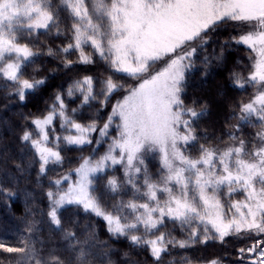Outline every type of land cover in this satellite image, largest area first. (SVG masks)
I'll use <instances>...</instances> for the list:
<instances>
[{
    "label": "snow or ice",
    "instance_id": "1",
    "mask_svg": "<svg viewBox=\"0 0 264 264\" xmlns=\"http://www.w3.org/2000/svg\"><path fill=\"white\" fill-rule=\"evenodd\" d=\"M234 52L237 95L210 130V103L190 82ZM49 88L43 109L21 113L27 164L11 165L35 170L47 207L26 200L22 226L0 230V264H114L80 216L153 264L230 242L181 262L264 264V0H0V93L26 106ZM0 195L16 193L0 184ZM45 224L59 243L46 244Z\"/></svg>",
    "mask_w": 264,
    "mask_h": 264
},
{
    "label": "trees",
    "instance_id": "2",
    "mask_svg": "<svg viewBox=\"0 0 264 264\" xmlns=\"http://www.w3.org/2000/svg\"><path fill=\"white\" fill-rule=\"evenodd\" d=\"M59 42L60 41H57V43ZM243 54V52L232 53L228 65L215 69V75L207 77L206 81L201 79L202 72L200 71H197L191 79L189 88L190 94L202 96L210 103L211 115L209 119L204 122V126L209 127L210 130V126L212 125L219 129L222 119L228 111V98L237 95V93L227 87L228 68L232 66V62L235 61L237 55ZM54 66V62H48L49 68ZM62 79L63 77H57L56 80L50 81V84H59ZM221 88L227 92V97L220 94L219 90ZM52 91L53 89L49 88L47 92L42 95L29 97L26 106H21L19 102L14 99L6 101L3 94L0 93V157L7 155L9 157L8 169L10 174L22 177L18 182H6L3 177L4 165L2 160H0V184L10 187L12 191L16 193V196L12 199L0 195V230H3L5 227L14 229L17 225L22 226V218L25 217L26 200L28 201L27 206L33 208V210H35V207L42 209H46L47 207L46 198L43 196V190L41 186L37 184L35 170L29 169L21 174L17 173L15 168L11 167V165L13 162L27 164V157L22 159L23 154L21 149L23 146L16 137V133L19 131L16 126L23 123L21 113L27 114L36 112L38 109H43ZM5 104H8L7 108H4ZM73 107H75V105H73ZM68 155L74 157L79 155V153H69ZM73 166H75L74 162L72 165L66 164L63 170ZM150 167L155 170L154 165L151 163ZM57 171L62 170L58 169ZM46 186L47 182L45 180L44 187ZM71 211L74 212L75 210ZM37 218L42 219L39 216H37ZM79 219L82 227L89 222L95 224L99 229L100 240L108 241L110 246L116 249L111 255V260L114 264H133V262H137V264H153L151 257L148 256L146 252L130 248L127 241L116 242L115 240H111L100 221L83 216H80ZM43 228L44 231L41 233V236L46 241V244L49 241L54 244L59 243L58 235H50L46 224L43 225ZM231 243L232 242L229 243V248H223L219 244H213L207 248L199 247L198 251L189 250L185 252L184 250H173L170 255L165 256L164 264H170V262L171 264H182L181 258L184 256L192 257L193 259L199 255L221 256L229 251ZM125 252L129 254L128 257L124 256ZM232 254L234 255V253ZM97 264H100V262H97ZM225 264H228V261H225Z\"/></svg>",
    "mask_w": 264,
    "mask_h": 264
}]
</instances>
